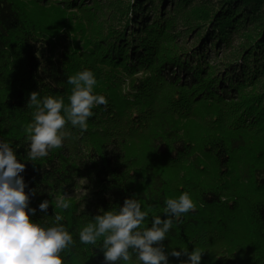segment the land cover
<instances>
[{
  "label": "trees",
  "instance_id": "16d2710c",
  "mask_svg": "<svg viewBox=\"0 0 264 264\" xmlns=\"http://www.w3.org/2000/svg\"><path fill=\"white\" fill-rule=\"evenodd\" d=\"M44 2L0 0V141L25 164L18 177L36 209L32 221L47 228L64 217L74 243L63 264H112L104 238L85 245L80 231L126 199L148 213L138 230L150 228L154 217L167 218L165 201L184 192L194 209L173 217L161 242L168 264L188 259L173 250L193 249L200 264H264V86L247 92L264 77V0H63L106 7L109 25L100 20L94 38L89 19L66 28L70 36L59 31L66 17L47 24L32 10ZM140 8L145 20L136 23ZM84 70L107 106L93 107L86 131L67 123L62 146L30 161V93L67 106L68 77ZM129 252L132 260L115 264H142Z\"/></svg>",
  "mask_w": 264,
  "mask_h": 264
},
{
  "label": "clouds",
  "instance_id": "9594fccd",
  "mask_svg": "<svg viewBox=\"0 0 264 264\" xmlns=\"http://www.w3.org/2000/svg\"><path fill=\"white\" fill-rule=\"evenodd\" d=\"M67 83L74 86L67 106L63 98L47 96L41 100L38 92L30 93L27 107L34 109L33 120L25 129L30 141L27 152L30 161L46 157L50 149L62 146L64 138L70 135L65 130L67 123L86 131L93 107L108 104L104 96L93 94L96 79L91 71L70 76ZM24 169L25 164L17 160L9 143L0 141V264H63L61 253L74 243L73 236L60 223L64 219L60 214L55 215L54 226L47 228L32 221L36 209L29 208L24 180L18 177ZM165 203L167 218L156 216L150 228L138 230L148 213L141 211L139 201L126 199L119 211L97 215L94 223L85 226L79 233L80 242L95 245L98 238L103 237L104 258L112 264L132 260L129 249L142 264H161L162 261L168 264L161 242L172 227L173 217L193 210L194 204L187 192ZM49 204V200H44L39 208L47 213ZM57 204L62 209L69 208L65 199ZM154 244L161 246L153 247ZM170 255L177 258L186 255L188 259L181 264H200L202 258L198 249L173 250Z\"/></svg>",
  "mask_w": 264,
  "mask_h": 264
},
{
  "label": "rangeland",
  "instance_id": "374dc122",
  "mask_svg": "<svg viewBox=\"0 0 264 264\" xmlns=\"http://www.w3.org/2000/svg\"><path fill=\"white\" fill-rule=\"evenodd\" d=\"M22 1H25V2H28L31 0H22ZM63 0H45L44 3L40 4V7H38V10H35L32 8V10L39 15L41 16V18L48 24V23H52L55 19L58 20L57 23V27L59 26V23H61V21L63 20V17H66L63 21V28L64 29H61L59 31L61 32H66V36H70V35H73L74 32L72 31H67L68 29L66 28H76L77 25H78V20L80 21H83V20H88L89 19V26L91 28L94 29V34L91 36V38L97 34L98 32V28L101 27V24H102V27L103 28H106L107 25H109L108 23H106V16H107V9L106 7L105 8H101L99 7L98 5L95 6L96 10L92 11V9H88V10H82L80 7L79 9L77 8H71V6H69L68 4L66 3H62ZM106 2V1H105ZM146 6H148V4H146ZM140 11H136L134 12L135 14V22L137 23L139 21V19L143 18V20H145V17L144 15H141L142 14V11H143V8H140ZM141 13V14H140ZM144 13V12H143ZM57 14H59V18L57 17ZM69 14H74L76 19H74L73 21L69 22L70 20L68 18L70 17H67L69 16ZM134 17V15H132ZM131 16L129 17L128 16V19L129 21L131 20ZM105 20L104 23H101L99 24L100 20L102 22V20ZM96 20H97V23H96ZM92 22V24H91ZM112 21H109V23H111ZM67 23V24H66ZM139 23V22H138ZM66 24V25H65ZM133 29L135 30L136 29V26H130L129 29ZM72 33V34H71ZM65 36V35H63ZM62 36V37H63ZM235 39V38H234ZM262 86H264V77L258 81L257 85L255 88L251 89V86L248 87V90L247 91L248 93H254L256 92V94H261V91L262 89H260ZM235 102V101H234ZM225 105H222V107H224ZM185 127L184 129L185 130H190V125H189V121H187L186 123H184ZM84 191H81L80 193L76 194V196H81L83 194Z\"/></svg>",
  "mask_w": 264,
  "mask_h": 264
}]
</instances>
